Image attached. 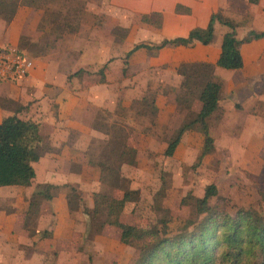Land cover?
Returning <instances> with one entry per match:
<instances>
[{
    "label": "rangeland",
    "instance_id": "rangeland-1",
    "mask_svg": "<svg viewBox=\"0 0 264 264\" xmlns=\"http://www.w3.org/2000/svg\"><path fill=\"white\" fill-rule=\"evenodd\" d=\"M6 1L5 7L0 4V45L8 43V24L17 18L20 30L15 48L64 75L70 91L97 85L103 89L105 101L108 94L112 97V110L98 111L89 122L91 124L96 117V123L107 130L106 135L99 131L100 134L92 140L95 143L91 155L96 159L104 141L111 139L119 148L124 141L138 149L134 165L120 166L126 179L125 187L138 191L136 200L126 203L121 215L123 221L152 226L160 237L188 231L192 226L187 222L196 223L202 215H197L192 206L181 205L179 200L186 193L200 197L208 183H213L217 190V196L210 199V204L220 205L228 212L244 208L264 215V101L258 107H241L238 103L233 107H218L207 121L214 148L200 162L196 156L202 136L194 128L183 131L172 155L164 156L166 142L173 137L178 126L195 115L190 108H183L191 106L198 85L197 82L182 83L184 76L180 72L184 63L173 64L179 55L173 50L145 48L132 52L123 63L125 53L133 45L155 44L152 43L153 32L149 34L146 29L138 28L156 33L160 22L158 16L153 13L127 17L105 14L110 11L108 0ZM234 3L240 4L238 1ZM13 5V16L8 19ZM232 21L235 29L242 31L245 28L242 26L250 24L251 17L243 15ZM253 22L258 29L262 28L259 19ZM258 49L256 46L255 51ZM178 76L182 80L177 86ZM262 87L264 72L256 85L257 92ZM158 96L164 97L165 105L174 103L175 108L169 119L160 121V126L155 115V108L160 104ZM183 97H186V104ZM31 102L25 106L17 102H8V105L25 119L27 115L23 112H27ZM48 106L57 107L58 103L51 99ZM46 144L43 143L44 147ZM86 157L84 155L83 160ZM32 166L37 167V162ZM113 194L120 196L118 191ZM81 197L84 199H81L79 207L71 212L76 220V212L84 216L85 240L78 241L82 252L81 256H75L78 258L74 262L116 264L112 260L111 254H114L123 259L130 258L127 264H132L136 250L127 245L129 248L126 250L117 249L116 230L113 228L103 231V236L99 235L92 243L88 234L92 232L91 223L82 212L89 203L88 192Z\"/></svg>",
    "mask_w": 264,
    "mask_h": 264
},
{
    "label": "crops",
    "instance_id": "crops-1",
    "mask_svg": "<svg viewBox=\"0 0 264 264\" xmlns=\"http://www.w3.org/2000/svg\"><path fill=\"white\" fill-rule=\"evenodd\" d=\"M234 1L240 4H235ZM176 4L188 8L189 12H174ZM108 5L110 11L105 14L109 15L127 17L159 13L160 22L155 29L156 33L147 28H138L146 29L149 34L153 32L152 43L155 44L163 38L184 36L193 27L206 26L211 13L217 11L222 20L231 21L233 25L232 20L237 17H251L250 24L242 26L245 27L242 31L235 29L234 25L236 39H242L249 31H264L263 0L251 5L246 0H108ZM256 19L262 22L261 29L254 25L253 21ZM7 30L8 43L0 46L14 47L20 30L17 18L9 22ZM227 30L226 26L215 20L213 36L208 44L194 41L189 46H166L158 50H173L179 54L173 64H213L219 54L221 37ZM240 33L242 35L238 36ZM256 46L259 49L255 51ZM143 49L145 48L133 52ZM239 52L242 58L241 68L231 70L211 66L209 78L220 86L218 107H233L237 103L241 107H258L264 101V87L259 92L256 90L264 72V36L241 43ZM33 61L26 76L17 80H0V97L3 100L0 104V120L11 114L20 118L19 113H15L8 102L25 106L32 101L26 110L28 114L23 113L27 115L26 118L39 123L40 134L46 137L48 143V150L36 161L37 167L32 166L34 177L30 184L0 186V202H3V205L0 204V264H78L74 260L81 256L82 251L74 250L70 239L75 234L77 242L83 240L86 223L81 213H75L79 222L68 210L65 200L66 185L73 186L83 195L99 189L98 170L85 164L83 157L90 142L100 134L90 127L89 122L98 111L112 110V97L108 94V100L105 101L103 89L97 85L75 90L76 92L70 91L64 75L57 74L51 65L42 64L36 59ZM181 80L182 77L178 76L177 86ZM63 98H66L65 101H62ZM51 99L58 103L57 107H47V102ZM158 102L160 104L156 107L155 115L160 126V121L169 119L175 108L174 103L165 105L163 96H158ZM199 106L200 103L194 98L190 110L195 114ZM81 153L83 156H80ZM44 183L50 185L49 199L40 200L38 215L31 225L33 232L30 233L22 228L24 213L36 185ZM88 206L90 202L86 204ZM113 229L105 227L103 231ZM44 231L50 232V235H42ZM103 233L105 232L93 235L90 238L92 243L96 242L94 240L99 235L103 236ZM116 245L119 250L129 248L118 240ZM111 255L116 264H127L130 259ZM75 256L78 257L75 259Z\"/></svg>",
    "mask_w": 264,
    "mask_h": 264
},
{
    "label": "trees",
    "instance_id": "trees-1",
    "mask_svg": "<svg viewBox=\"0 0 264 264\" xmlns=\"http://www.w3.org/2000/svg\"><path fill=\"white\" fill-rule=\"evenodd\" d=\"M246 1L251 5L258 0ZM6 2L8 3L6 0H0V4L4 7L7 5ZM14 8L15 5L12 6L8 19L13 16ZM174 12L186 14L189 10L176 4ZM153 15L160 18L159 13L154 12ZM215 20L228 28L221 37L219 54L215 62L213 64L184 63V69L180 72L184 76L182 83L185 85L187 82L193 84L197 82L198 90L195 98L200 103L199 109L193 118L182 122L173 137L166 142L162 153L164 156H171L181 133L192 128L202 136L201 147L196 156L197 162L213 151V139L209 134L207 121L218 108L220 86L209 78L211 66L231 70L241 68L239 45L264 36V31H249L242 39H236L233 23L222 20L217 11L211 13L204 27H193L184 36L163 38L153 45L137 43L125 53L124 64L127 56L139 48L158 50L166 46H189L194 41L206 45L212 39ZM16 50L22 51L18 48ZM185 100L186 97H183L182 101L186 104L187 100ZM180 108L182 110L183 107ZM151 110L154 112V109ZM95 118L90 127L106 135L107 130L97 124ZM43 143L46 144L47 140L40 134L37 121L19 118L15 114L2 118L0 120V186L30 184L34 177L32 163L48 150V143L46 147ZM94 143L90 142L86 148L84 155L87 157L83 160L85 164L94 166L98 170L99 189L88 193L90 206L82 208L83 214L91 223L89 227L92 228V232L87 231L90 237L101 234L105 227L114 228L117 232V240L136 250L135 258L131 260L132 264H264V215L244 208H235L232 212H228L220 205L210 204V199L217 196L213 183L203 187L200 197L186 193L180 198L181 205L192 206L197 215H202L196 223L187 222L192 226L188 231L183 230L174 236L160 237L152 226H138L123 221L121 215L124 207L126 203L136 200L138 191L125 187L126 179L121 174L120 166L134 165L138 149L128 146L124 141L119 148L113 139L108 142L105 140L98 157L94 159L91 155V151H94ZM66 187V205L68 210L72 211L79 207L82 197L73 186L66 185ZM49 188V184H39L32 192L22 221V228L27 232H33L31 225L38 215L40 200L49 199ZM114 191H118L120 196H115ZM160 193L163 194L162 191ZM262 198L264 200L263 193ZM47 233L50 235V232ZM47 233L44 231L42 235ZM70 242L74 250H80L75 234Z\"/></svg>",
    "mask_w": 264,
    "mask_h": 264
},
{
    "label": "built area",
    "instance_id": "built-area-1",
    "mask_svg": "<svg viewBox=\"0 0 264 264\" xmlns=\"http://www.w3.org/2000/svg\"><path fill=\"white\" fill-rule=\"evenodd\" d=\"M30 56L18 52L13 46H0V78L17 80L26 76L33 66Z\"/></svg>",
    "mask_w": 264,
    "mask_h": 264
}]
</instances>
